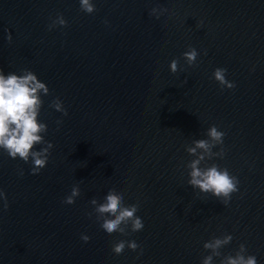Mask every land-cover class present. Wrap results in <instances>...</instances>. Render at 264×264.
Wrapping results in <instances>:
<instances>
[{
	"label": "clouds",
	"instance_id": "obj_1",
	"mask_svg": "<svg viewBox=\"0 0 264 264\" xmlns=\"http://www.w3.org/2000/svg\"><path fill=\"white\" fill-rule=\"evenodd\" d=\"M79 3L81 11L86 14H92L97 10L93 0H79ZM167 11L166 8H153L150 15L159 19ZM67 23L63 15L58 14L48 25V29L51 31L57 26L66 27ZM105 23H108L107 20ZM202 23V21L198 22L197 27L202 26ZM7 40L9 42L12 40L10 33ZM198 55L195 48H189L182 54L189 67L196 63ZM169 69L173 74L181 71L179 60L173 59L169 64ZM226 73V68L218 67L213 72V78L222 89H234L236 85L226 78ZM41 94L48 95L49 88L46 83L38 79L34 72L25 70L21 75L11 72L5 75L0 69V149L6 151L12 159L19 158L25 163L31 159V174L33 175L39 174L41 169L47 165L51 154L50 150L54 147L42 135L47 133V124L38 120L43 105ZM50 107L65 116L68 115L59 98L53 100ZM206 135L207 139L194 140L191 145L186 146V152L194 157L186 165L190 169L188 184L193 189H198L200 193H210L226 206L229 204L232 194L239 191V180L236 176L231 175L227 168H220L215 163L207 164V161L215 157H224L223 147H220L219 151H213V149L223 145L225 133L218 130L217 126L212 125ZM36 145L44 146L39 150H34ZM202 164L205 166L202 167ZM20 174L23 175V171ZM80 195L79 185H74L71 193L65 197L64 203L72 205ZM0 201L3 202V208L6 210L9 205L7 194L3 190H0ZM90 204L93 206V211L88 213L89 217L94 214L102 230L109 235L115 232L127 235L130 232H139L144 228L142 218L136 215L139 205H125L124 194L115 188L108 191L103 202H98L96 198H93L90 200ZM81 239L87 243L91 237L82 234ZM232 239L231 234H224L221 237L213 236L212 239L206 241L203 248L210 254L203 257L201 264H213L214 258L222 256L221 249L230 244ZM126 247L135 252L140 248V245L135 240H121L113 245L112 250L116 255H121ZM246 253L247 248L245 244L241 243L235 254L223 256L220 264H257L256 256Z\"/></svg>",
	"mask_w": 264,
	"mask_h": 264
}]
</instances>
